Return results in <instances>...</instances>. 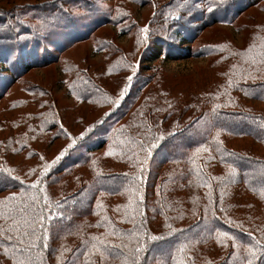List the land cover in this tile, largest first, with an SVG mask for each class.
Segmentation results:
<instances>
[{
  "label": "trees",
  "instance_id": "trees-1",
  "mask_svg": "<svg viewBox=\"0 0 264 264\" xmlns=\"http://www.w3.org/2000/svg\"><path fill=\"white\" fill-rule=\"evenodd\" d=\"M112 1H48L37 26L0 6V264H264V0H132L157 5L130 49L92 38ZM215 23L243 43L200 42ZM84 39L104 64L62 66L67 123L23 76ZM161 53L208 59L172 75Z\"/></svg>",
  "mask_w": 264,
  "mask_h": 264
},
{
  "label": "rangeland",
  "instance_id": "rangeland-1",
  "mask_svg": "<svg viewBox=\"0 0 264 264\" xmlns=\"http://www.w3.org/2000/svg\"><path fill=\"white\" fill-rule=\"evenodd\" d=\"M52 1V0H48ZM47 0H0L1 7H13L17 9V6L22 7L20 12H23V17L27 20L24 22L26 24H34L37 26L38 17L40 14L37 12L36 8H44L47 5ZM113 7L116 10L113 13L106 14V20H103L104 25L99 26L95 31H93L92 38L97 37V39L111 40V45L113 47H123L125 49H130L134 41V33L128 31V33H124L127 29L139 22L143 24V22L153 13L157 3H147L143 5H139L138 3L132 0H118L112 1ZM16 6V7H15ZM104 6H109V3L104 4ZM117 6L121 7L118 8ZM73 11L75 9H72ZM253 10V9H251ZM78 11V10H75ZM251 12L248 10L246 13ZM245 14V13H244ZM245 15L240 17V21L243 20ZM100 18V17H98ZM263 18V17H262ZM94 19V18H92ZM98 20V19H97ZM239 21V20H238ZM237 21V22H238ZM239 21V22H240ZM102 22V23H103ZM238 22V23H239ZM224 34L227 37H232L235 43L242 44L244 38V32L240 29H237L235 26L230 24H212L208 27H205L200 36L197 38L200 42L203 41H213L218 42L219 38ZM66 42H68L69 37H67ZM62 38L60 42L65 44ZM93 44L94 41L90 39H84L81 41H77L74 44H71L67 47L60 55V62H49L47 64H43L34 68H31L24 74L23 79L29 80L32 83H37L39 86L43 88H48L50 92H48L51 99L56 101V105L58 108L64 109V120L67 123H70L69 117L71 114L78 113L79 109H71L72 101L70 98L64 95V87L66 82L64 83V79L68 78L67 73L63 72L62 66L65 65H75L77 68L80 67V62L83 65H90L93 68H98L102 64H104V60H102L101 56L93 53ZM92 49V50H91ZM93 51V52H92ZM155 54L151 55V57L155 60L154 63L162 65V68L167 73H191L196 71L198 66H202L207 61V55L200 56H190V55H178L176 57H164L161 53L158 58H154ZM161 57H164L161 59ZM25 58V57H22ZM1 62V61H0ZM137 62V52L132 53L131 63ZM76 68V69H77ZM10 77H7L5 82L9 80ZM24 94V93H23ZM20 85L14 84L6 95L9 98L14 96H23ZM26 96V94H24ZM5 97V98H6ZM85 108V107H84ZM70 125V124H68ZM60 147V144L57 143L52 144L51 150L54 151L56 147ZM57 147V148H58Z\"/></svg>",
  "mask_w": 264,
  "mask_h": 264
},
{
  "label": "snow or ice",
  "instance_id": "snow-or-ice-1",
  "mask_svg": "<svg viewBox=\"0 0 264 264\" xmlns=\"http://www.w3.org/2000/svg\"><path fill=\"white\" fill-rule=\"evenodd\" d=\"M70 146V145H69ZM61 155H62V153H61ZM226 235V234H225Z\"/></svg>",
  "mask_w": 264,
  "mask_h": 264
}]
</instances>
